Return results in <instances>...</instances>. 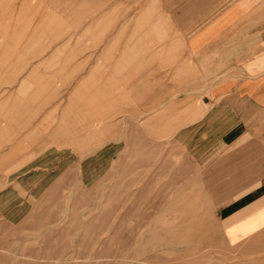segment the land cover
<instances>
[{
	"label": "crops",
	"instance_id": "crops-1",
	"mask_svg": "<svg viewBox=\"0 0 264 264\" xmlns=\"http://www.w3.org/2000/svg\"><path fill=\"white\" fill-rule=\"evenodd\" d=\"M39 17L34 51L46 50L37 37L58 29L55 19L64 35L78 30L77 73L70 62L58 109L48 102L54 84L42 95H0V205L70 162L71 96L78 130L92 122L99 133L104 100L126 95L127 130L168 133L189 158L212 204L221 258L264 264V0H34ZM6 67L0 61V84Z\"/></svg>",
	"mask_w": 264,
	"mask_h": 264
},
{
	"label": "rangeland",
	"instance_id": "rangeland-1",
	"mask_svg": "<svg viewBox=\"0 0 264 264\" xmlns=\"http://www.w3.org/2000/svg\"><path fill=\"white\" fill-rule=\"evenodd\" d=\"M48 12L42 5L38 14ZM38 19L34 0H0V95H42L54 84L48 102L58 109L70 62L77 73L78 30L64 35L55 19L58 29L37 37L46 50L34 51ZM71 98L70 162L51 165L33 189L18 187L0 205V264H231L221 258L210 199L171 135L128 131L126 95L104 100L102 132L92 122L78 130V95Z\"/></svg>",
	"mask_w": 264,
	"mask_h": 264
}]
</instances>
